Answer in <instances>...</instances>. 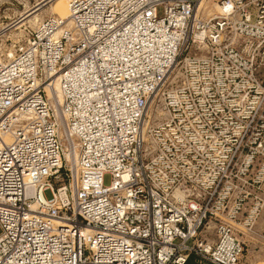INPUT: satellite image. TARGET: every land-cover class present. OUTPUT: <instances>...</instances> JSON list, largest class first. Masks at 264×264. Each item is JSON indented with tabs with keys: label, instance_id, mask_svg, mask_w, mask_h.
Returning <instances> with one entry per match:
<instances>
[{
	"label": "built area",
	"instance_id": "1",
	"mask_svg": "<svg viewBox=\"0 0 264 264\" xmlns=\"http://www.w3.org/2000/svg\"><path fill=\"white\" fill-rule=\"evenodd\" d=\"M69 10L0 58V264H243L246 197L224 168L239 148L212 152L221 135L264 152V0ZM217 87L242 90L232 134L182 107Z\"/></svg>",
	"mask_w": 264,
	"mask_h": 264
},
{
	"label": "rangeland",
	"instance_id": "2",
	"mask_svg": "<svg viewBox=\"0 0 264 264\" xmlns=\"http://www.w3.org/2000/svg\"><path fill=\"white\" fill-rule=\"evenodd\" d=\"M40 1L0 0V58H16L21 48L29 45L28 42L31 43L38 37L36 31L44 20L56 16L52 14L49 3H45L48 2L46 0L41 3L45 7L42 6L41 10L36 12L38 21L41 19L39 22H33L34 15L24 19L23 12L27 10L31 12L36 3ZM65 8L67 7L65 6ZM65 12L66 9L61 15L57 16L60 17ZM167 91L172 96L177 92L175 86H168ZM193 91L198 92L199 95L196 96ZM208 93L212 94L209 103L206 102ZM241 93V89L234 90L226 87H217L210 90L202 88L186 90V96L201 98L204 94L206 99L201 100V103L195 102V104H186L182 107L187 114L194 112V114L199 115L200 120L204 122L203 130H207L208 122L212 121L216 132L232 134V130L240 129L243 124L240 118L243 105L237 100L234 101L235 98H239ZM154 121H158V119ZM258 142L259 140L254 137L240 138L221 135L216 138L214 151L212 152L213 157L218 155L223 159L227 152H234L236 148H239L236 151L237 155L228 164L224 165V168L227 169L232 185L236 187L234 190L236 192L242 191V194L246 197V211L241 216L244 223L242 221L240 225H236L238 237L243 247V264H264V206L261 210L258 207V204L261 203L259 198L261 194H264L262 190L264 187V152H254ZM246 144L249 147L242 149V146ZM213 157L211 156L212 159ZM214 163L216 167L219 164L215 159ZM47 196L49 195L47 194ZM255 205L258 208L257 211L254 209ZM237 223L239 222L237 221Z\"/></svg>",
	"mask_w": 264,
	"mask_h": 264
},
{
	"label": "bare ground",
	"instance_id": "3",
	"mask_svg": "<svg viewBox=\"0 0 264 264\" xmlns=\"http://www.w3.org/2000/svg\"><path fill=\"white\" fill-rule=\"evenodd\" d=\"M46 0H41L40 2H37L36 5L34 6V8L31 10V12L29 10L23 12L24 16L23 18H28L29 16H33V22L34 21H38V17L36 14L37 11L41 10L40 8H42V6H44V4H41L42 2H44ZM48 2H45V3H49V6H50V10L52 12V14L54 15H61L63 13V11H65L66 9V12L64 15L62 16H57L58 18L60 19H63V20H68V16H69V1L70 0H47ZM68 2V3H67ZM67 3V5H66ZM65 6L67 8H65ZM45 7V6H44ZM65 8V9H64ZM32 19V18H31ZM29 20V19H28ZM41 20V19H40ZM39 20V21H40ZM38 21V22H39ZM65 21V22H66ZM37 22V23H38ZM36 23V22H35ZM36 23V24H37ZM59 96V99H60V95L58 94ZM63 154L65 156V159L71 164V165H74L75 163V160H76V157H75V153H72L71 152V146L69 144V138L66 137V140L64 141L63 143Z\"/></svg>",
	"mask_w": 264,
	"mask_h": 264
}]
</instances>
